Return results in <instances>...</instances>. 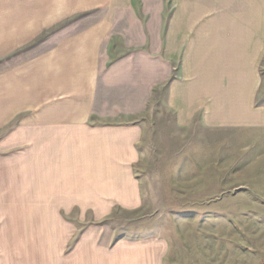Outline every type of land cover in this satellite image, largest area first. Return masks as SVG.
Listing matches in <instances>:
<instances>
[{
    "label": "crops",
    "instance_id": "crops-1",
    "mask_svg": "<svg viewBox=\"0 0 264 264\" xmlns=\"http://www.w3.org/2000/svg\"><path fill=\"white\" fill-rule=\"evenodd\" d=\"M263 38L264 0H0V264H166L164 238L107 223L143 203L142 128L108 122L163 66L178 124L224 75L227 104L258 122Z\"/></svg>",
    "mask_w": 264,
    "mask_h": 264
},
{
    "label": "rangeland",
    "instance_id": "rangeland-1",
    "mask_svg": "<svg viewBox=\"0 0 264 264\" xmlns=\"http://www.w3.org/2000/svg\"><path fill=\"white\" fill-rule=\"evenodd\" d=\"M249 58L257 76L251 110L260 113L258 122L246 120L247 106L227 104L225 75L214 82L218 99L208 94L191 105L184 124L174 114L179 106L163 103L165 89L157 78L164 66L156 67L154 89L124 96L138 104L128 106L126 118L108 123L142 128L134 173L143 203L108 218L117 238H164L166 264H263L264 38L258 54ZM213 71L217 77L218 67ZM198 83L188 75L186 92Z\"/></svg>",
    "mask_w": 264,
    "mask_h": 264
},
{
    "label": "water",
    "instance_id": "water-1",
    "mask_svg": "<svg viewBox=\"0 0 264 264\" xmlns=\"http://www.w3.org/2000/svg\"><path fill=\"white\" fill-rule=\"evenodd\" d=\"M263 264H264V262H263Z\"/></svg>",
    "mask_w": 264,
    "mask_h": 264
}]
</instances>
